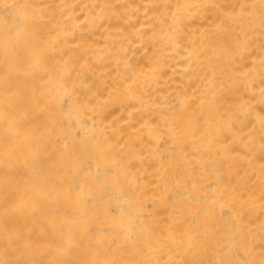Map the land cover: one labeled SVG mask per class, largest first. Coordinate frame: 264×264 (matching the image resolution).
Wrapping results in <instances>:
<instances>
[{"label": "bare ground", "instance_id": "bare-ground-1", "mask_svg": "<svg viewBox=\"0 0 264 264\" xmlns=\"http://www.w3.org/2000/svg\"><path fill=\"white\" fill-rule=\"evenodd\" d=\"M260 2L0 0V262L259 264Z\"/></svg>", "mask_w": 264, "mask_h": 264}, {"label": "snow or ice", "instance_id": "snow-or-ice-1", "mask_svg": "<svg viewBox=\"0 0 264 264\" xmlns=\"http://www.w3.org/2000/svg\"><path fill=\"white\" fill-rule=\"evenodd\" d=\"M7 7V6H6ZM23 7V6H21ZM253 8L255 5L252 6ZM261 9V17L262 22H264V0L260 2ZM8 36H12V32L8 33ZM261 64L264 65V58L261 60ZM139 250V249H138ZM61 253L64 255H68L72 251L71 245L66 248L60 249ZM0 264H8V262H0ZM14 264H45L44 261H17ZM50 264H161L159 260H120V259H109L107 257L103 259H95V260H79V259H70V260H59L50 262ZM259 264H264V258H262Z\"/></svg>", "mask_w": 264, "mask_h": 264}]
</instances>
